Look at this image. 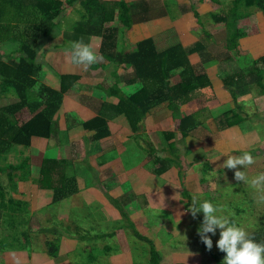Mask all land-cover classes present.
<instances>
[{"label":"rangeland","instance_id":"obj_1","mask_svg":"<svg viewBox=\"0 0 264 264\" xmlns=\"http://www.w3.org/2000/svg\"><path fill=\"white\" fill-rule=\"evenodd\" d=\"M162 2L157 3L159 7L153 8V10L150 11V15L156 14L161 17L166 16L164 20L165 24L182 14L183 9L180 8V4H188L185 0V3H183L182 0H162ZM76 6L77 4L74 5V8L70 7L66 9V13L63 14L68 15V20L63 19L65 27L66 22L69 23L72 21L71 15L73 17H78L76 11H79L81 7ZM208 9L209 7L201 10L202 13L205 11L204 17L202 16V21H204V23L205 20H207L206 12ZM253 10V13L257 11L256 8ZM253 15L250 18H244L239 24L247 26L256 24L258 19L257 17H253ZM212 21L214 20L211 18L210 22H207V25L212 26L214 32L219 31L220 27L216 26L215 22ZM195 25L196 27H199L196 20ZM221 25L222 28L226 27L225 23ZM258 26L260 30H262L260 33L264 36V24ZM206 27L208 29V26ZM63 35L65 34L62 32H55L51 36L46 38L43 37L37 41L38 52L41 53L38 58L39 61L44 62V68L48 66L51 68L50 60L53 54L59 55L58 47L63 45ZM66 43L70 44V42H65L64 44ZM169 43L176 44L177 35H171ZM9 48H11L12 51H16L18 45L15 46L14 44H10ZM254 50L263 51L264 48L257 46ZM262 53H264V51ZM244 55L245 57L243 56L240 62L231 59L228 61L211 63L216 68H219L216 73L223 78V83H226V81L230 79L235 80L238 73V70L236 71V69L248 61V57H246V54ZM202 56L206 57L207 51L192 54L191 62L200 70L205 68L208 69L209 67L207 64L202 61ZM227 74H232L233 78H226L225 75ZM2 82L3 80L1 78L0 84H2ZM113 82L114 80H108L107 84H113ZM49 83L50 81L45 78V80H41V82L35 86V89L39 90L41 85L42 89H44V86H50L48 85ZM59 86L60 84L58 83L57 88ZM242 88L241 92L235 95H232L231 93L229 97L230 101H234L235 106L241 105V110L238 109L240 116L249 112L247 117L244 116V120L246 121H242L243 123L235 125H239L243 130V133L246 132L250 141L244 143L245 147L238 151L239 154L235 153L232 156L240 155L243 151H249L252 153L255 157L254 164L249 165L246 170L245 166H238L239 170H245L246 174L249 177H252L258 172H264V118L262 117V113L264 112V96L260 95L257 85ZM67 93L68 92H66V94ZM211 94L212 93L209 92V95ZM18 99V96L12 90L11 92H7V95L1 93L0 105L15 103ZM198 100L196 108L194 107L195 109L204 107L208 103V105L212 104L209 102V98L205 97L204 94H199ZM69 103L74 104V102ZM63 106L64 105H62V107ZM69 107L70 108H65L70 110L74 105H70ZM66 113L65 116L67 115ZM216 114H218V112H210L205 120L209 123ZM84 117H89V113H85L80 109L78 113L73 114L72 119H69V121L66 122V127L68 128L72 125H76L78 122H85ZM178 123L179 121H176L175 119H171V122L164 120L162 126L164 131L165 129L172 128L171 130L174 131V135L177 134L178 136H181L182 133L179 131ZM219 133L215 130H211V137L209 139L203 137L204 135H200V138H197V142L202 140V148H197L196 146L198 145H195L194 151L189 149L190 153H188V148L191 145L192 140H188L186 137L179 141V138H182V136L176 138L175 146L178 148L177 152L182 157L183 163L188 170L185 184L181 183L178 169L173 167L161 182H159L157 177L150 175L146 177L148 182L146 184L143 182V185L141 183L137 184L131 179H124L123 184L116 185L118 183L117 167H112V175L107 174L111 177V179H109L101 176V173L105 169L103 163L109 165L115 160L114 164H116L119 162V158H123L125 160L123 166H126L130 161L126 159V157L136 156L137 152L134 150L136 142L132 143L131 136H127V139L124 140V142H122L121 139L123 138L121 137L116 138L114 141L109 140L106 147L110 152H104L103 154L101 153V155L99 154L100 157L97 160L98 163L95 167H92L90 166L89 161H82L83 154L77 150L78 147L84 152V147L88 148L89 146V139L87 136H90V134L80 131V140L78 146H75L73 152H70L67 147H64V151H62V149L60 150L61 156L67 159L63 162L67 164L64 167V172L69 178L76 177V188L78 191L58 203L51 204L52 192H54L53 186L61 185L62 182L61 179H59L60 175L56 174L58 173L59 168L55 167L57 169L51 178L52 186L41 187L46 190L40 189L38 191L36 201L33 202V205L32 203L17 204L11 202L10 206L16 209L13 210L12 208L10 211L1 207L0 239L6 237L7 240H10L11 244L6 248H0V264H41L44 260H48L49 255L46 252V241L50 238L56 237V235L53 234V230L55 228L63 227L66 225L65 223L76 226L80 225L81 234L84 235L89 233H109L113 231H117V233L114 236H107L106 238L97 241L90 239L89 241L75 240L73 242L72 240L64 239L65 246L60 250L62 255L60 258L56 259H60L58 263H56L54 259H50L46 262L47 264H79L83 259V255H80V253L89 250L86 249L87 244H93L94 242H96L95 245L98 248L96 252L99 255V259H97L96 262L97 264H149V245H147L145 241H141L134 234L132 227H130V222L135 223L136 227L142 233L155 240L157 247L163 252L165 264H176L181 261L194 264H218L212 253L206 249L199 240V236H209L210 233H200L199 230L203 227L204 222H201L196 216H193L191 211L192 207L198 205H194L193 200L190 201L184 195V190L190 191L192 196L196 195L197 202H199L205 197L202 180L206 178L212 188L220 192V195L213 200L214 203L221 206L219 214L235 221L246 228L249 232L258 229L261 226L262 221L264 222V189H254L244 181H237L234 175L236 169H227L223 167L228 156L225 155L224 150L218 145V143L222 142L225 137H229L230 133ZM172 138H175V136L169 139ZM46 142V147L45 145L44 147L47 149L50 145L49 139L37 136L33 137L32 150L37 154H43V150L40 146ZM124 143L127 144L126 149L122 150L118 148V145ZM99 144L100 142L98 145L95 143L90 151H99ZM168 146L169 145L167 144V148ZM116 149L119 151V154H116ZM29 152L30 150L27 154H29ZM164 153H168V151L166 150L165 152H162V154ZM55 154L58 156L59 152L55 151ZM194 154L196 155L194 156ZM90 155L93 156L94 154L89 153V156ZM10 158L14 161L13 156ZM59 159H61V157ZM92 161H94V158ZM79 162L87 165L88 169H84L86 171H83V168L81 167L76 168L75 166H78ZM191 162H195L196 164L189 165ZM206 162L211 165L208 171L204 169ZM73 164H75V166H73ZM97 166L101 167L98 168ZM147 169L148 171L153 172V164L147 166ZM78 173L83 177L78 175ZM88 173H90V176H87ZM35 176L40 177L41 170H35ZM150 178H152V180H150ZM0 182L2 188H5L3 191L8 193L7 198H11V195L17 200L21 198L19 195V189L17 192L12 191L11 183L5 172L0 173ZM35 183L38 184L37 182ZM112 185L116 186L112 189L113 192L110 193L111 187L109 186ZM119 198H125L128 200L127 209L130 213L129 219L116 206L115 202H117V199ZM148 201L149 204H147ZM131 202H134V204ZM6 203H9L8 199ZM7 212L8 216L14 217L13 221H16V227L20 232H14V228L11 229L12 220L8 216L5 217ZM47 213L52 217L46 218ZM6 218L9 219V222L8 220L6 222ZM27 218L28 221L25 222L24 220ZM36 218L39 220L38 222ZM159 220H162V223H159ZM62 221H65V223ZM26 229L29 230V239H26L24 236V230ZM74 230L75 227L72 231ZM220 232L221 229L218 227L216 236L213 239V247L215 250H219L217 241L220 238ZM15 237H18V239L15 240ZM21 242L23 245H21ZM108 246L111 248L109 251L107 250ZM85 256L87 257L88 254L85 253Z\"/></svg>","mask_w":264,"mask_h":264},{"label":"trees","instance_id":"obj_2","mask_svg":"<svg viewBox=\"0 0 264 264\" xmlns=\"http://www.w3.org/2000/svg\"><path fill=\"white\" fill-rule=\"evenodd\" d=\"M75 1L67 0L66 2L73 4ZM86 1L91 4L93 3V5L89 8L83 5L84 11L80 10V16L82 18L86 14H101L105 12L106 9L105 7H101L100 0ZM204 1L197 0L191 3L190 9L194 12L199 26L198 29H200L202 35L201 39L190 50L186 51L182 45L177 44L159 51L154 39L149 37L139 41L132 50H126L127 55L123 52L125 57L121 59V62L128 68V71L135 72L136 77L142 81V87L136 94L129 96L123 94L124 92L118 86L119 82H117L118 85L116 84L115 88L113 86L112 90H116L117 96L120 97L118 105L119 112L127 117L135 132L138 130V123H140L148 112L156 105L167 103V106L172 112L171 119L177 118L179 121L178 128L182 133V137L184 138L193 133L200 126L201 121L197 120L192 113H185L184 105L189 104V101L193 99V95L197 90L207 87L213 88L214 84L210 72L207 69H202V72L195 70L189 59V54L207 51L206 57L208 61L220 55V59L227 58L240 62L247 52L242 50L241 39L261 32L258 24L247 26L240 25L239 22L244 20V18L252 17L254 8L264 12V0H232L227 11L211 13L216 23H225L227 26L225 51L222 53L221 49H214L218 52H211V48L209 52L208 49L212 46L214 40H211L213 36L202 21V14L199 11V3ZM216 3L218 7L222 6L219 0H216ZM63 5L64 2L61 0H0V50L3 51V53L0 52V79L2 78L3 80L2 84H0V92L7 95V92H11L12 90L19 98L15 103L0 105V173L5 172L7 174L12 191L17 192L18 182L20 180H32L37 182L41 187L52 186L51 178L56 172L57 168L55 167H58L59 171L56 174L60 175L59 179L62 182L61 185L53 186L54 192L51 204L58 203L78 191L76 188V177L69 178L64 172V167L67 164L63 162L67 159L61 156L60 150L62 149L64 151V147H66L65 143L67 142H64V133L61 134L57 113L64 103L66 92L70 86L66 82L71 84L79 80V77L70 74H58V83L60 84L58 88L44 86V89H42L41 85L39 90L35 89V86L42 80L41 73L44 68V62L39 61L38 58L41 53L38 52L37 37L40 35V32L48 33L53 26L61 24L62 20L58 16L64 11V8H62ZM119 6V22L127 29L132 28L133 12L131 11L130 5L122 0L119 2ZM75 18L77 17L72 16V21ZM71 25L74 28V35L70 36L66 32V42H70L71 44V42L80 39L85 41L88 33V30L82 27L85 24L79 20H74ZM193 30H196V27ZM102 32L104 36H109L111 39L114 36L113 31L111 33ZM6 43L8 48L10 44L18 45V49L16 51H8L7 48L2 49L1 45ZM70 44L66 43L63 47L69 48ZM247 53L246 57H248ZM206 57L202 56L203 63L207 61ZM250 65L252 69L248 73L244 70V76H242L240 70L250 67ZM241 69L238 70L237 76L242 77V83L238 84L239 86L237 85V87H249L257 84L260 95H264V55L258 59L250 58L245 66H241ZM225 77L233 78L232 74H227ZM233 81L236 82V79H230L225 84L228 88H232V91L236 94L238 90L233 88ZM240 108L241 105H237L236 108L217 116L215 118L217 129L223 131L235 124L246 121L244 120L245 117L239 114L238 109ZM262 117L264 118V113ZM93 120L95 121L92 123L91 120L90 125H88V122L83 124L87 128L96 127L93 138L99 140L109 137L111 133L108 129L107 120L100 116H97ZM171 129H168V132H164V135L168 138L175 136L174 131ZM133 135L135 137L138 136L136 133ZM36 136L50 140V145L47 147V154L44 159L38 157L40 155L32 150L33 137ZM29 150L30 152L27 154ZM55 151L59 152L58 156L55 154ZM12 156L14 157V161L10 158ZM60 157L61 159H59ZM192 164L196 163L191 162L190 165ZM154 165L153 173L159 179V182L163 180L165 174L174 166L179 171L181 183H186L188 170L180 154L173 152L169 156L156 157ZM36 166L40 167V177L35 176ZM210 167L211 165L206 162L204 169L208 171ZM202 186L205 195L204 198L213 201L220 195V192L213 189L206 178L202 180ZM4 189L0 185V208L3 207L10 211L13 208L10 206L11 202L29 204L28 201L17 200L12 195L11 198H7L8 193L4 192ZM184 195L190 201L193 200L190 191L184 190ZM7 199L9 203H6ZM115 203L118 209L129 219L130 213L127 209L128 200L119 198ZM147 204H149V201ZM15 209L13 208V210ZM6 216H8V212L5 214ZM195 216L201 222H204V213L202 211L197 212ZM8 217L13 222H11V229L14 228V232L19 231L16 227V221H13L14 217ZM5 220L9 222L8 218ZM36 220L37 222L39 221L37 218ZM24 221L27 222L28 218ZM158 222L162 223V220ZM65 224L63 227L55 228L53 234L56 237L46 241V252L56 263L60 260L56 259L61 257L60 250L63 236L73 237L78 241H89L90 239L97 241L107 236H114L117 233V231H113L109 233H89L84 235L81 234L80 225ZM74 227L75 230L72 231ZM130 227H132L134 234L141 241H145L149 245V264H165L163 252L157 247L155 240L142 233L136 227L135 223L130 222ZM250 233L257 241L264 242V222L262 221L261 226ZM24 234L25 238L29 239L28 229L24 230ZM209 236L213 240L216 234L213 235L210 233ZM14 239L17 240L18 237ZM199 240L206 248L201 236H199ZM0 242V248H6L11 244L10 240H7L6 237H2ZM95 243L87 244L86 249L89 250L80 253V255H83V259L79 264H97L99 255L96 252L98 248ZM21 245H23L22 242ZM110 249L108 246L107 250L109 251ZM209 251L217 263L222 264L226 252L215 250L213 246ZM85 253L88 254L87 257ZM176 264L194 263L181 261Z\"/></svg>","mask_w":264,"mask_h":264},{"label":"crops","instance_id":"obj_3","mask_svg":"<svg viewBox=\"0 0 264 264\" xmlns=\"http://www.w3.org/2000/svg\"><path fill=\"white\" fill-rule=\"evenodd\" d=\"M121 1L122 0H100V3L102 4L101 7H105L106 9L105 12L101 14L100 13L99 14L91 13L90 15L86 14L84 15L85 19L80 16V10L84 11L83 5L89 8L91 5H93V3L91 4L86 0L75 1L74 4L75 5L77 4L76 7L80 6L81 9L79 11L77 10L78 17L75 18L74 20H79L83 22L85 25H82V27H85L84 29L88 30V33L86 35L87 39L84 42L90 44L91 47L96 52L103 55L102 61L91 65L86 70L82 65H76L72 63L70 58L71 52L69 51V48L63 47L64 43L67 41L66 32L70 36L74 35V28L71 25V23L73 24L74 20L70 21L69 23L66 22V27L62 20L60 25L53 26L48 33L40 32V35L37 37L38 41L43 37L46 38L51 36L55 32L58 33L62 32L63 34H65L63 35V45L58 47L59 55L53 54L50 60L51 68L50 66L43 68V71L41 73V78L42 80H45V78L48 79L50 81V83L48 84L50 85V87H57L59 82L58 74H70L79 77V80L74 81L71 84L66 82V84L70 85L69 89L67 90L68 93L66 94L64 99V103H63L64 106L57 113V117L58 118L60 117L59 122H60L61 134L64 133L63 138L65 139V142H67L65 144L68 150L70 152L71 151L73 152L75 150V146L76 147L78 146L80 140L79 138L81 136L80 131H82L83 133H89L90 136H87V138L89 139L88 148L84 147L85 149L84 152L78 147L77 150L78 152L83 154L82 161L85 162L89 161L90 166L95 167L96 164L98 163L97 160L100 157L99 154L101 155V153L103 154L104 152L105 153L110 152V150L106 147L107 146L106 144L109 140L114 141L116 140V138L121 137L123 138L121 139L122 142H124V140L127 139L126 138L127 136H131L132 143L136 142V147L134 148V150H136L137 152L136 156H127L126 159L130 161L126 166H123L125 162L123 158H119L120 160L116 164H114L115 160L112 164L109 165L103 163L105 169L101 173V176L111 179V177L108 176L107 174L112 175L113 174L112 167L116 166L118 171V183L116 185L123 184L124 179L125 180L131 179L135 181L137 184L141 183L143 185V182H145L144 184L148 182L146 177L150 175L156 177V175L153 172L148 171L147 169V166H151V164H153V168H154L156 157L169 156L172 155L173 152L179 154L177 152L178 148L175 146V142H176L175 140L176 138L181 137L182 135L178 136L176 134L175 138L172 139H169L167 136L164 135V132L165 131L168 132V129H165L164 131L162 123L164 122V120H168L169 122H171L170 118L172 114L171 110L167 106V103H161L159 105H156L150 112H148V114L140 121V123H138L137 132H135L132 127H130L131 125L128 122L127 117L119 112L118 105L120 102V97L117 96L116 90L113 91L112 88L113 86L115 88L117 82H119V85L118 84L117 85L124 92L123 93L124 95L127 96L134 95L141 89L142 81L136 77L135 72L128 71V68L125 65H123L121 59H124L125 55H127L126 50H132L133 47L139 41L149 37L154 39L155 45L159 51L168 49L169 47L177 44L182 45L183 48L186 51H188L191 48H193L195 44L201 39L202 34L200 29H198V27H196L195 25L196 18L194 16V12L190 9L191 3L197 0H185L188 3L187 5L180 4V8L183 9L182 14H180L178 17L172 19V21L166 24L164 23L166 16L161 17L160 15H156V14L150 15V11L152 10V8L159 7L157 3L162 2V0H123L128 5H130V8L132 9L131 11L133 12V25L132 28L130 29L125 28L119 22L120 20L119 2ZM219 1L222 3L221 7L217 6L216 0H205L204 2L199 3V11L201 12L203 17L205 15V11H203L202 13L201 10L203 8L207 9V7H209L208 11L206 12L207 20H205L204 23L205 26H208L209 32L213 36L211 40H214L212 46L208 49L209 52L211 48H212L211 52H218L216 50L219 49H221L222 52L225 50L227 26L225 28H222L221 24L224 23H216L215 21H212L215 22L216 26L220 27L219 31L214 32L213 30L214 28L212 26L207 25V22H210L211 18L213 19L211 15L212 12H219V11L225 12L228 10L227 8H229V6L232 3V0H219ZM182 2L185 3L184 0H182ZM256 10L257 11L254 13L253 17H257L258 19V22L256 24L262 25L264 24L263 23L264 12L259 9ZM196 23L198 22L196 21ZM195 27L196 30H193V28ZM100 30L108 33H111L113 31V35H114L113 38L111 39V37L109 36H104L102 34L103 32ZM174 34L177 35V43L176 44L169 43L171 40V35ZM67 37L69 38V36ZM205 40H209V39H205ZM6 45L7 43L2 44L1 48L2 49L7 48L8 51H12V49L8 48ZM257 46L264 48V36L262 35V33L246 36L241 39V47L243 48L242 50L248 52V53L246 52L248 54V62L250 58L258 59L264 55V53H262L264 50L263 51L254 50L255 47ZM0 52L3 53L2 50H0ZM123 52L125 55L123 54ZM192 54H189L190 61ZM228 60L230 59L227 58L220 59V55L216 56L211 61H208L207 58V61L205 63L209 68L208 69L205 68V69H207L210 72L214 87L213 88L207 87L197 90L196 93L193 95V99L189 101V104L184 105L185 113L187 112L192 113L197 120L201 121L200 126L193 133L186 136L187 139L192 140V143L194 144L193 145L191 143V145L188 148V153H190L189 149H191V151H194L195 145H198L196 146L197 148H202L201 146L202 140H199L198 142L197 140L200 138L199 137L200 135H204L203 137L209 139L211 137V130L213 131L215 130L217 133L219 132L230 133L229 137H225L224 140H222V142L218 143V145L224 150V153L227 156L233 155L235 153L239 154L238 151L241 150L243 147H245L244 143L250 141L249 140L250 138L247 137L246 132L243 133V130L239 125H234L226 130L219 131L215 123V118L217 116L237 107V105L235 106L234 101H230L229 96L231 95V93L232 95H235L234 92L232 91V88H228L226 84L223 83L222 81L223 78L216 73V71H218L219 68H216L213 64H211L214 62H221ZM192 64L197 72H202L199 68H196V65L194 63ZM246 64L247 62H245L244 66ZM241 66L238 67L236 71L241 69ZM251 69H252L251 65L250 67L241 69L240 71L242 73V76H244V70L248 73L249 70ZM241 78L242 77L237 76L235 78L236 82L233 81L232 83L233 88H235V90H238L237 91L238 93L241 92L243 89L242 87L241 88L237 87L238 84L242 83ZM108 80L110 81L114 80L113 84L112 83L107 84ZM238 81H240V83H237ZM209 92H211L212 94L209 95ZM199 94H204L205 97L209 98V102L212 104L208 105L209 104L208 103L204 107L195 109L198 104L197 101H199L198 100ZM69 102H74V104H70ZM70 105H74V107L70 110L69 109L67 110V108L65 107L70 108L69 107ZM80 109L83 110L85 113H89V117H84L85 122L82 123L78 122L76 125H72L67 128L66 122H68L69 119H72L73 114L78 113ZM210 112H214V113L218 112V114H216V116L212 118V120L208 123V121H206L205 119ZM65 113L67 114L66 116ZM248 114L249 112H247L243 116L247 117ZM97 116H100L107 120L108 129L111 133L109 137H105L97 140L93 138V133H95L96 127L87 128L83 125L86 122H88V125H90L91 120L93 123V121H95L93 119L96 118ZM174 119L177 121V118ZM135 133L138 136L135 137V135H133ZM184 138L183 137L179 138V141L183 140ZM83 140L85 141L84 138ZM94 142L97 145L100 142L99 151H94V150L90 151L91 147L95 145ZM45 144H47V142L43 143L40 146V148L43 150V154H39L40 156H38V157H42L43 159L47 154L46 153L47 149L45 148L46 147ZM167 144L169 145L168 148H167ZM126 146L127 144L124 143L118 145V148L123 150L127 148ZM166 150L168 151V153L162 154V152H165ZM89 153L94 155L89 156ZM116 154H119V151L117 149H116ZM195 155L196 154H194V156ZM93 158L94 161H92ZM73 166H75V164H73ZM75 167L76 168L81 167L83 168L82 169L83 171H86L84 169H88V166L81 162H79L78 166ZM100 167L101 166H99L98 168ZM37 169L40 170V167L36 166L35 170ZM166 174L163 177V179L166 177ZM78 175L81 174L78 173ZM87 176H90V173H88ZM81 177L83 176L81 175ZM150 180H152V178H150ZM116 185L109 186L111 187L110 193L113 192L112 189H114ZM18 189H19V195L21 196L19 200H23L24 202L28 201L29 204L32 203V205L33 202L36 201L37 198L36 195L38 194V191L40 189L46 190V189H42L41 186H39V184H36L32 180H27V181L20 180L18 182ZM52 201H53V192H52ZM131 203L134 204V202ZM47 217H52V216L48 215L47 213L46 218ZM62 222L65 223V221ZM64 239H69L72 240L73 242L76 240L73 237L63 236L61 240V248L65 246ZM50 259L51 257L49 256V259L44 260L43 263L48 262Z\"/></svg>","mask_w":264,"mask_h":264},{"label":"clouds","instance_id":"obj_4","mask_svg":"<svg viewBox=\"0 0 264 264\" xmlns=\"http://www.w3.org/2000/svg\"><path fill=\"white\" fill-rule=\"evenodd\" d=\"M64 2L59 19L68 20L66 9L73 7L74 3L69 4L67 0ZM54 9L56 10L55 6ZM77 12V11H76ZM72 18V15H71ZM71 52V61L76 65H82L85 70L93 64L103 60V55L96 52L90 44L85 43L83 39L71 42L69 46ZM255 163V157L249 151H243L240 155H228L223 167L227 169H236L235 179L244 181L254 189H264V172H258L256 175L249 177L246 174V168ZM238 166H245V170L241 171ZM194 205L197 202V196H192ZM221 206L214 203L210 199L203 198L199 201L198 206L192 207L193 216L197 212L204 213V224L199 230L201 234H216V229H221L220 238L217 246L220 251L226 252L222 264H264V242L257 241L254 236L243 226L233 220L228 219L224 215L219 214ZM202 242L208 250L212 249L213 240L210 236L201 235Z\"/></svg>","mask_w":264,"mask_h":264}]
</instances>
